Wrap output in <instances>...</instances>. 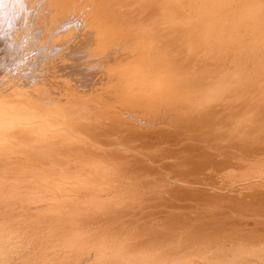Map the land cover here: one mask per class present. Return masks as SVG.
<instances>
[{
    "label": "bare ground",
    "instance_id": "6f19581e",
    "mask_svg": "<svg viewBox=\"0 0 264 264\" xmlns=\"http://www.w3.org/2000/svg\"><path fill=\"white\" fill-rule=\"evenodd\" d=\"M0 264H264V0H0Z\"/></svg>",
    "mask_w": 264,
    "mask_h": 264
}]
</instances>
